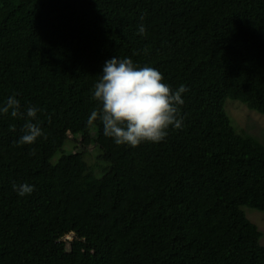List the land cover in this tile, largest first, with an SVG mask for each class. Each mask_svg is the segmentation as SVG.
Listing matches in <instances>:
<instances>
[{
    "label": "trees",
    "instance_id": "trees-1",
    "mask_svg": "<svg viewBox=\"0 0 264 264\" xmlns=\"http://www.w3.org/2000/svg\"><path fill=\"white\" fill-rule=\"evenodd\" d=\"M114 57L186 86L180 129L133 148L88 124ZM10 96L25 116L0 114V264H264L243 210L264 212V143L225 107L264 115V0H0ZM29 106L43 135L21 145Z\"/></svg>",
    "mask_w": 264,
    "mask_h": 264
},
{
    "label": "clouds",
    "instance_id": "clouds-1",
    "mask_svg": "<svg viewBox=\"0 0 264 264\" xmlns=\"http://www.w3.org/2000/svg\"><path fill=\"white\" fill-rule=\"evenodd\" d=\"M138 31L145 35L143 24ZM163 81L162 73L156 68L138 67L130 58L106 60L93 90V100L99 107L91 112L88 124L99 120L104 136L118 146L134 148L142 143L161 142L170 127H182V95L188 90L185 85L173 90ZM38 111L35 106L27 108L22 128L24 134L19 138V144H33L43 135L38 123L32 122L36 121ZM0 114H10L13 118L25 116L20 112V101L12 96L0 106ZM32 154H35L34 150ZM13 188L21 197L34 191V186L27 183L19 187L13 185ZM70 234L73 235L71 232L67 235L72 239Z\"/></svg>",
    "mask_w": 264,
    "mask_h": 264
},
{
    "label": "rangeland",
    "instance_id": "rangeland-1",
    "mask_svg": "<svg viewBox=\"0 0 264 264\" xmlns=\"http://www.w3.org/2000/svg\"><path fill=\"white\" fill-rule=\"evenodd\" d=\"M225 107L230 118L232 119V123L238 130L254 135L264 143V115L248 109L244 104L236 100L228 99L226 101ZM93 133H95V130L93 131ZM70 144H72L74 147L81 148V144L79 142H75L70 138L68 141L66 140V143L63 147L64 150H70ZM108 145V141H104L102 143V147H106ZM86 150L87 162L93 163L95 160L94 153L96 151L95 144L89 143L86 147ZM57 156L58 153L54 156V158H56ZM243 210L247 218L254 224H256V226L260 230V243L264 245V212L247 207H243Z\"/></svg>",
    "mask_w": 264,
    "mask_h": 264
},
{
    "label": "water",
    "instance_id": "water-1",
    "mask_svg": "<svg viewBox=\"0 0 264 264\" xmlns=\"http://www.w3.org/2000/svg\"><path fill=\"white\" fill-rule=\"evenodd\" d=\"M71 233H73V232H71ZM65 239H71V237H70L69 235H67V236L65 237Z\"/></svg>",
    "mask_w": 264,
    "mask_h": 264
}]
</instances>
